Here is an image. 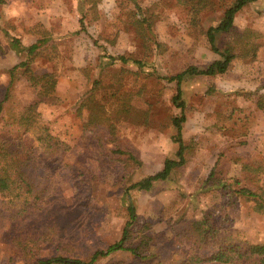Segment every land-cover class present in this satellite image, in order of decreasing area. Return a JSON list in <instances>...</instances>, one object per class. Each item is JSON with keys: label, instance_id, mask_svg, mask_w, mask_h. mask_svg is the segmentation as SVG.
Wrapping results in <instances>:
<instances>
[{"label": "rangeland", "instance_id": "374dc122", "mask_svg": "<svg viewBox=\"0 0 264 264\" xmlns=\"http://www.w3.org/2000/svg\"><path fill=\"white\" fill-rule=\"evenodd\" d=\"M233 1L207 0L194 15L188 0H4L0 103L10 70H17L0 107V145L19 156L24 182L0 193V264L88 261L120 240L129 219L126 187L175 159V83L163 78L218 59L205 32ZM244 29L261 37L254 58L238 57L222 75L182 83L186 163L170 180L128 194L136 220L125 246L142 258L117 251L96 264H187L191 253L226 247L227 237L264 244V214L236 193L247 188L264 198V178L255 172L264 164V111L256 106L257 95L246 94L259 89L264 95V0L246 5L219 42L230 45ZM43 34L50 41L34 56L31 66L41 85L34 89L21 72L25 54L12 51L7 40L29 46ZM98 45L146 65L114 64L98 75ZM96 81L102 121L91 125L90 111L81 105ZM46 82L54 83L53 92L40 98ZM21 113L35 119L28 130L19 123ZM41 126L53 136L52 149L37 139ZM211 172L215 185L206 182ZM205 217L216 230L213 240L200 234ZM204 264L242 263L228 253Z\"/></svg>", "mask_w": 264, "mask_h": 264}, {"label": "trees", "instance_id": "16d2710c", "mask_svg": "<svg viewBox=\"0 0 264 264\" xmlns=\"http://www.w3.org/2000/svg\"><path fill=\"white\" fill-rule=\"evenodd\" d=\"M253 0H234L232 4L226 8L224 11L222 19L215 26L209 27L205 32L206 42L208 44L209 50L216 54L218 59L214 60L205 67L189 66L183 71L177 73L176 75L170 77H164L163 80L169 83H175V93L171 98V103L173 107L177 110V114L171 120V127L174 134L171 139L177 146L175 153V159H165L163 167L160 171L145 176L139 181L130 184L125 189V199L127 201L126 210L129 215V219L126 222L120 240L109 245L104 251L95 252L88 261H83L80 259H66L62 257L48 258V259H37L33 264H96L100 258L107 257L117 251H129L134 256L142 258L136 249L127 248L125 242L128 238V228L136 220V210L134 204L130 201L129 192L131 191H149L158 182L170 180V176L174 171L182 167L186 163L185 152L187 150L186 145L183 142V124L186 121V102L182 95V83L191 77H214L217 75H222L227 72L229 66L236 58H254L256 53L261 46V43L257 40L260 39L259 33L244 29L242 33L234 36V40L230 45L222 46L219 42L221 36L230 34L234 28L236 15ZM4 3V0H0V5ZM191 4V9L194 15L208 6L207 0H188ZM137 24L142 28L144 22L138 21ZM79 26L84 30V24L82 19L79 20ZM50 41L49 35L43 34L40 39H37L34 43L29 46H23L16 40H7V45L16 54H25L26 62L24 69L21 70L22 74L25 76L26 82L29 83L31 87L36 89L38 86L41 87L40 83L36 80L35 75L32 70V63L34 61V56L44 48ZM97 44V43H95ZM100 54L97 57L99 74L103 73L105 69L114 64L126 65L131 64L136 66L138 69L144 67L145 62L136 58H130L125 55H111L107 53L106 49L102 45H98ZM237 48V50H236ZM17 66L10 70V80L9 86L5 91L4 97L0 103V107L3 102L9 97V89L13 85L16 77ZM95 86L92 87L90 95L85 98L81 107L90 111L89 124L98 125L102 121V109L101 105L94 99V93L98 89L99 85L96 81ZM54 83L46 82L42 85L38 96L41 98L49 97L50 93L53 92ZM44 91V93H42ZM247 95H257L256 106L260 110L264 111V95L259 93V89H255L253 92L246 93ZM125 111V110H124ZM19 123L22 129L28 130L31 124L35 123V119L28 114L21 113L19 115ZM44 126H41V135L37 137L38 141L46 146V150L52 149V134L47 131ZM45 150V151H46ZM131 160L137 165H140L138 159L129 156ZM20 161L18 155H13L8 152L7 147L3 144L0 145V193L9 192L13 187H19L23 184L24 179L18 175L17 165ZM10 170L13 172L10 173ZM255 172H260L264 178V164L263 167L257 168ZM214 173H210L206 182H212L215 185ZM218 184L220 181L217 182ZM27 186V184H25ZM236 193L242 198L249 200L254 203V209L258 213L264 214V198L260 194H256L247 188H240ZM201 224L204 229L200 231L203 235L204 240L214 239L216 235V230L210 224L209 217H205ZM226 247H220L217 249L216 253H191L187 258V264H204L212 261H218L225 257L227 254H233L238 257L242 264H264V244L253 245L248 242L242 241L240 239L227 237L225 239Z\"/></svg>", "mask_w": 264, "mask_h": 264}]
</instances>
